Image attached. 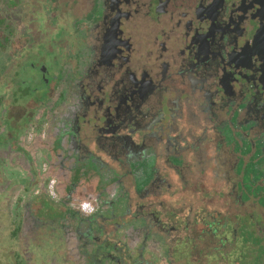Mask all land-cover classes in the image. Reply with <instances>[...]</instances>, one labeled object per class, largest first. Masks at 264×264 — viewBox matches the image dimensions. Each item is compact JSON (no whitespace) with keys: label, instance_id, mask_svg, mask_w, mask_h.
Masks as SVG:
<instances>
[{"label":"flooded vegetation","instance_id":"flooded-vegetation-1","mask_svg":"<svg viewBox=\"0 0 264 264\" xmlns=\"http://www.w3.org/2000/svg\"><path fill=\"white\" fill-rule=\"evenodd\" d=\"M71 1L58 0L57 7L64 10L60 6ZM74 2L84 14L69 20L84 26L71 34L69 46L62 42L56 57L61 70L69 67L70 89L80 105L69 119L71 146L60 147L59 166L70 160V186L79 184L90 165L114 171L127 167L136 190L142 185V196L170 200L188 186L187 174H194L197 182L217 187L220 204L207 203L205 210L163 209L168 217L154 211L144 215L165 234L169 250L178 241L179 218L188 249L196 231L214 237L219 247V235L232 234L225 251L253 246L239 232L255 233L253 223L241 221L237 228L235 219L254 220L245 206L254 199L264 217L262 193L241 189L246 182L264 184V0ZM64 19L69 21L60 14ZM133 165H139L137 172ZM99 180L108 178L102 174ZM222 197H233L243 215L218 210ZM183 260L201 264L199 256ZM236 260L256 264L248 255L230 261Z\"/></svg>","mask_w":264,"mask_h":264},{"label":"rangeland","instance_id":"rangeland-1","mask_svg":"<svg viewBox=\"0 0 264 264\" xmlns=\"http://www.w3.org/2000/svg\"><path fill=\"white\" fill-rule=\"evenodd\" d=\"M62 7H65L64 10H60L57 3L54 6L51 0H0V29L6 36L2 40L4 46L0 44V64L6 60L11 65L7 73L0 77V97L5 95L9 100L7 106L12 110H20L21 113L27 112L30 115L25 114L23 117L20 134L13 137L8 133L9 135L6 136L4 134L8 132L7 124L3 117L7 109L0 110V264H88L86 255L81 251L78 229L71 218L65 221L63 227L57 224L51 225L48 220L37 218L38 206L32 200L42 192L49 194L56 201L65 202L79 211L82 216H89L91 213L80 210L81 202L92 201L101 213L109 212L110 216H115L109 219V223L104 228L106 233H113L112 237L108 234L109 240H115L117 235L131 249L143 246L146 251L145 257L148 259L157 261L158 264H168L169 257L164 250L167 249L164 245L165 234L161 233L158 226L147 222L151 237L146 240L144 227L135 223V216H138L137 222L140 217L144 218L145 213L150 211L170 208L176 210L179 207L185 210L189 207L192 211L196 208L205 210L207 203H212L211 206L215 207L218 203L220 204L215 195L217 187L213 184L209 185V182H197L194 174H187L188 186L179 188L182 192L179 197L176 195L172 198L174 203L171 204L172 199L159 198L153 193L146 198L142 192V196L140 194L142 185L139 184L136 190L131 174H127V167L116 166L114 171L104 166H102L104 169H98L94 164L90 165L85 174L79 178V184L76 187L70 186V160L59 166L60 157L63 155L60 147L71 146L68 139L71 128L69 119L73 117V113L80 105L68 84L70 69L66 65L67 68L61 70L56 57H59L62 51L60 49L62 42H66L65 45L69 46L67 41L71 34L84 26L82 22L77 26L69 19L79 18L84 14V10L78 9L74 0L70 5L62 4L60 8ZM60 14H63L70 22L65 19L59 20ZM21 47L23 49L19 51ZM69 50L70 47L62 54L64 63ZM10 55L14 56V59L8 60ZM17 60H20V65L15 66ZM28 60L32 62L39 60L41 66L48 67L50 76L58 80L51 94L49 95L48 91L40 94L42 96L37 102V108L33 107L30 111L10 103L13 99V91L17 87L12 81L21 80L29 85L32 76L38 74L34 68L24 65ZM17 70H19L18 74ZM61 135L64 138L60 141L58 137ZM12 137L14 140L7 144ZM145 164L150 167L146 162ZM138 167L139 165H133L134 172L139 169ZM141 167H143L142 164ZM211 173V171L206 173L208 178ZM102 174L105 179L108 178L107 182L101 183L99 180ZM121 175L123 180L119 182L117 178ZM54 180L55 183L52 185ZM246 183L247 187L243 186L242 190L247 192L250 189L257 194L261 192V200L264 199V184L253 187L249 182ZM222 189L228 191L224 186ZM244 196H246L245 192ZM223 197L220 199L222 204L218 206V210L221 209L224 215L231 211L237 212V216L243 215L233 197L228 199ZM110 201L114 203L108 204ZM162 201L164 203H161ZM254 201V204L249 202L245 204L248 213L253 214V221H250L249 217H244L245 219L242 220L235 219L237 228L240 227L241 221L249 226L253 223L254 238L246 229L239 230L251 241L256 235L264 237L262 207L257 199ZM119 206L123 208V213L118 211ZM147 219L151 221L150 216H147ZM88 226L83 221L79 229L92 231L90 240L97 238V241L102 243L108 238L107 234L101 236L99 232L89 230ZM242 227L245 226L242 225ZM232 238L230 234V241ZM90 247H93L92 243ZM227 247V250L233 249L232 245ZM254 247V245L249 246L248 251L247 249L244 251L250 260L264 252L263 246L258 251ZM237 257L238 254L235 253L234 259ZM263 258L264 254L261 259ZM178 264H184V260L181 259Z\"/></svg>","mask_w":264,"mask_h":264},{"label":"trees","instance_id":"trees-1","mask_svg":"<svg viewBox=\"0 0 264 264\" xmlns=\"http://www.w3.org/2000/svg\"><path fill=\"white\" fill-rule=\"evenodd\" d=\"M54 3V6L56 5L58 0H51ZM38 3V2H37ZM54 9V8H53ZM6 36L0 29V44L4 46L3 44V38ZM22 47L19 49V51H22ZM17 52V51H16ZM14 59V56H8V60ZM42 60V59H40ZM20 61V60H19ZM18 60L15 62L16 65H20V62ZM36 61V60H35ZM24 65L30 66V68H34L38 71V74L34 77L32 76V79L29 81V85L24 84L23 81H12L14 85H16V89L13 91V99L10 100V103L14 106L20 105L21 107H24L27 111H30L37 108L38 101L40 99V94H43L44 91H48V94L50 95L53 89L56 87V79L50 76L48 67L41 66L39 63V60L36 62H32L31 60H28L24 63ZM11 65L5 60L1 62L0 64V77H2L4 74L7 73V71L10 69ZM23 67V66H22ZM21 67V68H22ZM19 73V70H17V74ZM28 73V72H27ZM68 84L70 85V78H68ZM46 85V87H44ZM51 87V88H50ZM9 100L5 97V95L0 97V110L7 109V111L4 113L3 120L7 124L6 130L8 131L6 136L10 134V136H15L20 134V128L23 126L22 119L25 116H30L29 113H21V111H14L11 108L7 106V102ZM35 113V112H34ZM28 124V123H27ZM15 131V132H14ZM9 133V134H8ZM9 138L7 141V144L9 141H13L14 138ZM126 198V197H125ZM33 203H35L38 208L36 209V216L39 219H45L48 220L51 225L57 224L63 227L65 221L68 218H71L73 220V224L76 225V229H78L79 237L81 240V251L83 254L86 255L88 264H158L157 261L150 260L146 255V251L143 248V246H140L137 249H131L127 244L123 243L118 236H115V240L111 241L109 240L108 234L106 233L105 229L109 222L110 218H113L115 216H110L109 212H100V210H97L96 212L91 213L89 216H82V214L68 206L65 202H59L54 200L49 194L42 192L35 196L33 198ZM119 212H122V207L119 206ZM162 211V210H161ZM161 211H154L157 213V215L166 216L165 212ZM63 214V215H62ZM62 215V216H61ZM169 216V215H168ZM166 216V217H168ZM174 216L176 214L174 213ZM138 216H135L134 221L137 224H141L144 227L145 230V239L149 240L151 235L149 234V226L147 225L146 218L140 217L138 221L136 222ZM86 222L89 226V230H95L101 234V236H104L107 234V239L103 241L102 243H99L97 241V238L95 240H90L89 238H92L93 232L92 231H83L82 229H79L82 222ZM178 227H179V234L177 235L178 241L176 242L175 249H173V252L170 251V247L167 246L168 239L164 238L165 246L167 249L165 250V253L168 255V264H178V262L184 257H186L188 254L192 256H199V263L201 264H245L244 262H236L231 263L230 260L234 259L235 253H238L239 256L237 259H243L247 257L246 253L244 252L246 249V245L244 244L240 251H225L224 250V244L229 240L230 235L225 237V233H222V236L220 237V247L217 246L214 242L216 241L214 237H210L205 234H201V232L196 231L194 235H191L188 243L190 244V248H186V237L184 238L185 230L183 231L182 227V220L181 218L178 219ZM197 224L199 223L198 220ZM203 225V223H201ZM253 238L254 233L251 232ZM176 235V234H175ZM110 237L113 236V233L109 235ZM243 236V235H242ZM163 238V237H161ZM205 238V239H203ZM217 238V237H216ZM200 239V240H199ZM233 239V238H232ZM231 239V240H232ZM215 240V241H214ZM251 241L247 238L244 239L245 241ZM195 242V244H193ZM212 242L214 245H212ZM253 244L256 246V250L258 251L261 246L264 247V237H261L259 235H256L255 239L253 241ZM93 244V247H90V244ZM202 244H204V247H202ZM264 252L259 256L254 258L256 260V263L258 264H264V258H262V255ZM214 261H216L214 263ZM205 262V263H204ZM194 263V262H193ZM195 264V263H194Z\"/></svg>","mask_w":264,"mask_h":264},{"label":"built area","instance_id":"built-area-1","mask_svg":"<svg viewBox=\"0 0 264 264\" xmlns=\"http://www.w3.org/2000/svg\"><path fill=\"white\" fill-rule=\"evenodd\" d=\"M55 180L52 182V185H54ZM80 210L84 213H93L95 211V205L90 200H84L80 204Z\"/></svg>","mask_w":264,"mask_h":264},{"label":"crops","instance_id":"crops-1","mask_svg":"<svg viewBox=\"0 0 264 264\" xmlns=\"http://www.w3.org/2000/svg\"><path fill=\"white\" fill-rule=\"evenodd\" d=\"M172 203H174V200L172 201Z\"/></svg>","mask_w":264,"mask_h":264}]
</instances>
